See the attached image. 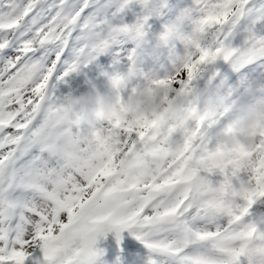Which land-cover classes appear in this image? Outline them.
<instances>
[{
    "label": "snow or ice",
    "instance_id": "1",
    "mask_svg": "<svg viewBox=\"0 0 264 264\" xmlns=\"http://www.w3.org/2000/svg\"><path fill=\"white\" fill-rule=\"evenodd\" d=\"M160 65L169 96L264 85V0H0V264H264V169L208 159L214 118H62Z\"/></svg>",
    "mask_w": 264,
    "mask_h": 264
},
{
    "label": "rangeland",
    "instance_id": "2",
    "mask_svg": "<svg viewBox=\"0 0 264 264\" xmlns=\"http://www.w3.org/2000/svg\"><path fill=\"white\" fill-rule=\"evenodd\" d=\"M185 40L189 42L191 37H185ZM164 74L165 69L163 65L148 69L143 83L133 87L131 93L124 100L123 105L120 104L118 97L108 92L97 90L77 98L73 105L65 111L64 116L65 118L72 117L75 122L79 123L80 114L83 111V99L89 102L90 107L96 105L103 112L100 120H94L90 116L91 119L86 125L88 127H94L101 120H110L117 114L118 122L127 117L131 123L144 126L152 122L151 113L153 111L156 113L167 111L172 125L173 122H178L179 120L185 121L189 114L194 112L191 118L194 121L191 126L193 129L191 135L195 137L199 132L200 126L207 124L208 117L214 118L217 122V119L224 114L225 106L222 105L217 109L210 107L209 102L216 100V95L212 90L202 100V106L200 105L199 107L200 113L197 111V102L202 98L203 92L197 93L195 97H183L180 96V93L169 96L168 89L156 87V80ZM122 80L126 85L129 76L127 74L124 75ZM87 90L88 85L85 83L84 89H77L76 94ZM201 91H207V89ZM251 94L253 95L250 96ZM225 96H231L232 100L237 104L233 108H246V111L244 114H241L242 116H237L236 119L232 118L230 123H228L230 118L227 121L218 123L219 127L211 133L212 150L209 153L208 159L215 162L217 166L232 164L243 167L245 170L257 167L264 169V85H260L244 95H237L235 92L229 91ZM248 106H251L249 110ZM88 110L90 111V109ZM142 112H148L149 117L146 118L144 115H141ZM251 113H254L256 122H246L247 117ZM197 116L199 117L195 120ZM230 125H233V127H230ZM262 143L263 147L260 146ZM186 151L187 148L178 147L172 154V158L179 160L184 156ZM214 192L222 194L223 187L216 188ZM129 239L132 238L126 237L125 242ZM133 242L135 241L133 240Z\"/></svg>",
    "mask_w": 264,
    "mask_h": 264
}]
</instances>
